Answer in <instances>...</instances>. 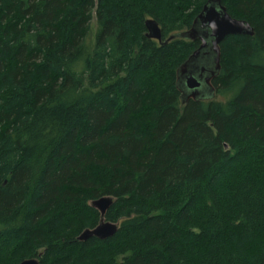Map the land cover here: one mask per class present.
Masks as SVG:
<instances>
[{"label": "trees", "instance_id": "obj_1", "mask_svg": "<svg viewBox=\"0 0 264 264\" xmlns=\"http://www.w3.org/2000/svg\"><path fill=\"white\" fill-rule=\"evenodd\" d=\"M221 1L255 36L183 105L200 43L146 22L208 0H0V264H264V0ZM105 197L117 234L80 242Z\"/></svg>", "mask_w": 264, "mask_h": 264}, {"label": "water", "instance_id": "obj_2", "mask_svg": "<svg viewBox=\"0 0 264 264\" xmlns=\"http://www.w3.org/2000/svg\"><path fill=\"white\" fill-rule=\"evenodd\" d=\"M147 38L161 45L182 39L199 42V48L177 71V89L181 94V102L187 105L190 101L201 102L215 98L216 90L213 82L221 72V44L228 37H254L252 26L246 21L232 18L221 0H208L201 13L194 20L191 28L176 34L164 42L162 30L154 20L146 22ZM114 200L109 197L92 202L91 206L101 215L99 225L93 230L85 231L80 242L96 238L106 241L113 238L119 229L117 224L105 221V216L112 207ZM21 264H40L33 259Z\"/></svg>", "mask_w": 264, "mask_h": 264}, {"label": "rangeland", "instance_id": "obj_3", "mask_svg": "<svg viewBox=\"0 0 264 264\" xmlns=\"http://www.w3.org/2000/svg\"><path fill=\"white\" fill-rule=\"evenodd\" d=\"M91 28H92V37L95 36V33H96V28H97V25H96V19L94 18L92 23H91Z\"/></svg>", "mask_w": 264, "mask_h": 264}]
</instances>
